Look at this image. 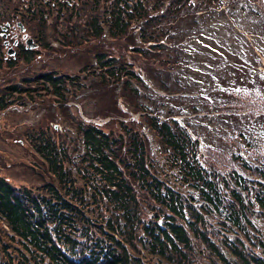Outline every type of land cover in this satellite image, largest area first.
Here are the masks:
<instances>
[{
  "label": "trees",
  "instance_id": "obj_1",
  "mask_svg": "<svg viewBox=\"0 0 264 264\" xmlns=\"http://www.w3.org/2000/svg\"><path fill=\"white\" fill-rule=\"evenodd\" d=\"M57 1L63 5L57 16H65L68 7L74 9L72 17L81 13L87 24L84 34L63 43L91 48L96 66L86 63L76 79L48 70L40 75L37 92L48 90L42 102L58 103L71 119L78 155L40 131L32 144L49 179L33 187L0 173V264H264V46L249 42L250 51L241 52L237 41L245 36L239 31L234 39L211 35L222 43L223 54L206 48L213 44L201 45L203 63L198 49L195 91L203 99L187 111H213L226 128L219 138L208 131L211 145L205 154L195 122L204 114L178 118V111L185 112L179 101H158L159 96L182 99L172 92L189 86L181 80V54L167 55L168 38L181 42L196 21L200 30L213 29L216 14L224 9L237 14L234 6L241 0ZM55 3L26 0L23 7L45 23ZM75 28L73 23L63 35H74ZM105 34L126 53L103 50ZM29 52L25 56L31 59ZM84 79L90 96L103 95L112 107L122 98L127 108L140 112L157 147L135 118L115 116L96 124L69 115L74 112L66 103L88 87ZM7 90L12 96L28 91L20 85ZM82 105L87 106L85 100ZM98 112L109 113L106 107ZM118 114L126 111L120 108ZM246 116L252 121L243 120Z\"/></svg>",
  "mask_w": 264,
  "mask_h": 264
},
{
  "label": "rangeland",
  "instance_id": "obj_2",
  "mask_svg": "<svg viewBox=\"0 0 264 264\" xmlns=\"http://www.w3.org/2000/svg\"><path fill=\"white\" fill-rule=\"evenodd\" d=\"M25 1L0 0V25L5 24L7 20H11L13 23L22 21L27 32L37 41L36 47L29 52V54L33 55L31 59L26 58L24 51L20 47H14L15 53L11 55L7 52V46L1 36L0 27V101L1 99L5 101V105H0V173L8 176L17 185L35 187L46 181L44 177L47 176V179H49L47 165L42 162L43 160L35 152L32 144L34 138L40 137V131H44L48 136L53 135L58 139V143H65L71 155H78L74 143L77 138V134H75L76 127L62 111L58 103L49 99L42 102L43 96L48 95L49 91L42 90L40 93L37 92L41 84L39 77L42 73L54 69L59 73L71 75V79H76V73L86 63L90 62L92 66H96V60L95 53L92 52L91 48L86 47L88 51L81 45L67 48V45L63 43V41L71 39L75 41L73 36L84 34L86 31V19L82 18L81 13H79L80 17L78 15L77 17H72L70 13H73L74 9L66 7L64 8L66 11L65 16H57L58 7L61 9L63 5L56 0L53 16L43 23V20L27 14L23 7ZM220 7L222 5L218 6V8ZM234 8H236L237 13L235 15H230L229 9L220 10L219 14H216V22L213 29L201 27L200 30L199 22L196 21L191 25L186 38L182 39L181 42L173 41V39V42H170L171 40L168 38V43L171 44L172 49L167 51V55L181 54L178 68L181 71V80L185 79L189 86L185 88L187 85H184L181 91L172 92L171 95L177 96V94H181L184 96L182 99L169 97L168 99L160 100L158 95V101L171 103L179 101L178 104L184 107L185 112L178 111L175 114L178 118H182L189 113H191V116H197L194 113L204 114L195 118L201 133L200 148L204 154L206 147L211 145L208 131L218 132L219 135L217 137L219 138L221 132L226 131V128L224 127V122H221L215 116H211L214 114L213 111L209 110L207 113L205 111H187L194 110L191 107L192 104L198 107V97H200L198 91H195L198 89V49L200 50V61L203 63L207 61V56L201 45L213 44L206 48L214 47L218 50V54H223L220 49L222 43L213 42L211 35H214L217 40L228 38L229 35L234 39L239 31L241 32L240 35L245 36V38L242 37L240 41H237L238 45L243 47L241 52L245 53L247 49L250 51L251 45L249 42L264 46V35L262 36L260 30L261 21L264 22L262 17V14H264V2H261V0H241L235 4ZM64 9H62L63 12ZM80 12H82V9H80ZM88 15L86 14L85 17H88ZM73 23L76 25L75 34L73 35L68 31L67 36H64L63 33L65 34L66 29L70 28ZM261 26L263 28V24ZM105 37L108 39L104 38L102 42L105 45L103 50L126 53L125 46L122 47L119 44L112 43V38L108 34H105ZM249 37H251V41ZM174 46L175 50L173 49ZM161 53L164 54L163 51ZM127 57L135 59L130 52H127ZM246 60L248 63L252 62L250 61V55L246 57ZM261 60L263 63L262 69L264 70V55L261 56ZM137 68L144 74L140 66ZM84 81L88 87H84V90L79 92L81 96L72 97L66 103L68 108L74 112V114L70 113L69 115H74L77 119H83L87 122L93 121L96 124H105L115 116H122L125 119L135 118L141 128L147 133L152 148L155 149L157 147L155 135L144 123L143 117H140V112L133 111L131 107L127 108L129 106L128 101L119 98L118 105L112 107L111 101H108L109 98L104 99L103 95L92 97L87 94L90 91V82L85 79ZM148 83L151 84L152 82L148 81ZM10 85H20L28 89V91L26 94L17 95L15 92V96H12L7 90ZM75 87L72 86L70 88L71 91H76L77 88ZM71 91L68 96L73 93ZM158 91L160 94H166L162 89ZM200 99H203V97H200ZM83 100H85V105L87 106L82 105ZM93 103H96V105H92ZM100 107H106L109 113L100 114L98 112ZM120 108L126 111L125 116L118 114ZM64 110L66 112L67 108H64ZM249 116H246L243 120L246 119V122H251L252 120ZM225 121L227 122V120ZM263 123H259V125L250 123L248 126H260ZM52 125H54L53 128L51 127ZM56 129L59 131L56 132ZM193 136L197 137L194 133ZM79 144L83 149L81 142ZM34 164H37V166ZM40 165H42L41 168H39ZM78 184H82V182L80 181ZM260 221L264 222V219L260 218Z\"/></svg>",
  "mask_w": 264,
  "mask_h": 264
},
{
  "label": "flooded vegetation",
  "instance_id": "obj_3",
  "mask_svg": "<svg viewBox=\"0 0 264 264\" xmlns=\"http://www.w3.org/2000/svg\"><path fill=\"white\" fill-rule=\"evenodd\" d=\"M19 22L20 21H16V23H13L11 20H7L3 28L2 25H0L1 36L4 40V44L7 46V52L12 46L22 48L24 53L28 50L26 45L28 33L21 28Z\"/></svg>",
  "mask_w": 264,
  "mask_h": 264
},
{
  "label": "water",
  "instance_id": "obj_4",
  "mask_svg": "<svg viewBox=\"0 0 264 264\" xmlns=\"http://www.w3.org/2000/svg\"><path fill=\"white\" fill-rule=\"evenodd\" d=\"M27 42H28V45L29 46H34L36 43L33 41V39L31 38V37H29L28 39H27ZM12 50L10 49V52H11Z\"/></svg>",
  "mask_w": 264,
  "mask_h": 264
}]
</instances>
